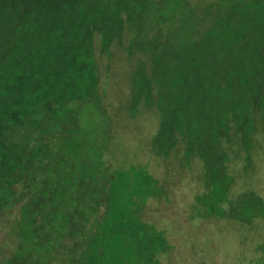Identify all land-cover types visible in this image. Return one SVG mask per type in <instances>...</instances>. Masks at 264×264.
<instances>
[{
    "label": "rangeland",
    "instance_id": "rangeland-1",
    "mask_svg": "<svg viewBox=\"0 0 264 264\" xmlns=\"http://www.w3.org/2000/svg\"><path fill=\"white\" fill-rule=\"evenodd\" d=\"M16 1L0 0V134L8 121L17 125L26 95H85L78 118L86 122L96 92L137 152L169 138L159 116L166 112L212 168L201 184L193 161L186 176L195 181L176 187L173 205L157 213L151 204L150 221L179 251L173 260L264 264V0H37L25 8ZM154 91L163 107L144 108L141 98ZM121 128L132 129L129 136ZM205 187L226 219L216 228L174 225L172 212L194 209L191 198ZM4 218L0 264L18 241ZM210 231L213 244H203ZM183 233L195 239L194 254L184 252L192 246Z\"/></svg>",
    "mask_w": 264,
    "mask_h": 264
},
{
    "label": "trees",
    "instance_id": "trees-1",
    "mask_svg": "<svg viewBox=\"0 0 264 264\" xmlns=\"http://www.w3.org/2000/svg\"><path fill=\"white\" fill-rule=\"evenodd\" d=\"M36 1L16 2L25 8ZM73 93L26 95L17 125L3 126L0 218H9V231L18 238L4 264H183L173 260L179 251L168 231L150 221L151 204L157 213L173 205L176 187L195 181L186 176L193 161L199 162L201 184H209L212 168L204 152L169 124L166 112L159 116L163 130L171 129L169 138L155 137L134 152L128 138L118 136L101 94L91 95L92 119L85 122L78 118L85 95ZM146 97L139 102L144 108L163 107L159 91ZM118 115L131 119L126 110ZM122 130L129 136L132 129ZM211 198L209 187L198 189L189 203L198 205L173 211L174 225L216 228L226 218L216 215ZM183 234L192 246L184 252L194 254L195 239ZM212 237L210 231L202 243L212 245Z\"/></svg>",
    "mask_w": 264,
    "mask_h": 264
}]
</instances>
